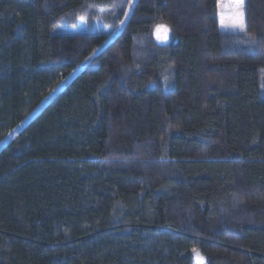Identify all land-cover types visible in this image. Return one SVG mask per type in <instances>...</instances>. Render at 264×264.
I'll return each instance as SVG.
<instances>
[{
  "label": "trees",
  "instance_id": "obj_1",
  "mask_svg": "<svg viewBox=\"0 0 264 264\" xmlns=\"http://www.w3.org/2000/svg\"><path fill=\"white\" fill-rule=\"evenodd\" d=\"M217 1L0 0V264H264V0Z\"/></svg>",
  "mask_w": 264,
  "mask_h": 264
},
{
  "label": "snow or ice",
  "instance_id": "obj_2",
  "mask_svg": "<svg viewBox=\"0 0 264 264\" xmlns=\"http://www.w3.org/2000/svg\"><path fill=\"white\" fill-rule=\"evenodd\" d=\"M132 0H129L131 6ZM217 18L222 31L232 33H246L247 23L244 11V0H218L217 3ZM128 13H125L127 16ZM124 21H121L123 24ZM170 29L167 25H157L155 28V39L158 43L164 44L169 40ZM194 258L197 264H204L198 250L193 249Z\"/></svg>",
  "mask_w": 264,
  "mask_h": 264
},
{
  "label": "rangeland",
  "instance_id": "obj_3",
  "mask_svg": "<svg viewBox=\"0 0 264 264\" xmlns=\"http://www.w3.org/2000/svg\"><path fill=\"white\" fill-rule=\"evenodd\" d=\"M134 1L135 0H132V2H131L132 5L135 3ZM217 3H218V1H217ZM216 17H217V15H216ZM217 21H218V18H217ZM94 25H95L96 28H101L102 30L107 29V27L103 26V22H101L99 20H95ZM121 28H122V26L120 25V27L115 32H118ZM218 29H219V32L220 33L234 34L232 32L222 31L220 29V26H219V21H218ZM84 32L90 33V32H93V29L90 28V27H88L85 23L84 24L81 23L80 25H78L76 27H72V28H68V27L61 26L60 28H57L56 30L53 31V33H58V34H61L62 33V34H71V35H73L74 33H84ZM170 39H171V35L169 34V40H168V42L170 41ZM159 44L160 45H165L166 43H164V44L159 43ZM170 72H171L170 71V68H167V71H165L163 73L162 77H161V81H163L164 89L165 90H167V88H168V80L171 79ZM200 255H201V253H200ZM201 257H202V255H201ZM193 258H194V254H193ZM203 262H204V258H203ZM194 264H197V261H196L195 258H194Z\"/></svg>",
  "mask_w": 264,
  "mask_h": 264
}]
</instances>
